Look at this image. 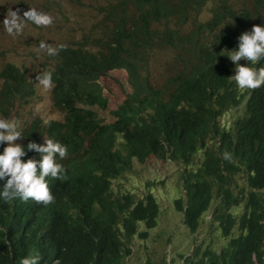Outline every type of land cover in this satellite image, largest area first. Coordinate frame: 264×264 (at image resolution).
Listing matches in <instances>:
<instances>
[{
  "label": "trees",
  "instance_id": "16d2710c",
  "mask_svg": "<svg viewBox=\"0 0 264 264\" xmlns=\"http://www.w3.org/2000/svg\"><path fill=\"white\" fill-rule=\"evenodd\" d=\"M209 1L123 0L111 9L115 12L126 2L138 16L130 25L123 21L102 52L57 47V63L49 71L54 103L65 113L64 121H35L24 136L41 143L46 135L68 147L67 156L59 160L65 178H49L55 199L48 205L0 199V264H18L30 252L41 256L40 264H124L133 238L147 240L161 209L152 195L142 200L128 193L116 196L113 181L130 170L132 156L145 161L169 151L186 168L185 197L174 201L183 224L197 233L212 208L213 223L230 238L219 253L206 251L196 261V252L185 264H264V85L253 89L246 115L232 130L218 124L241 101L229 79L225 49L236 47L239 35L257 20L264 22V0H253L251 9L216 0L213 18L186 30ZM164 47L174 53L179 67L158 85L146 66L154 50ZM113 69L128 71L132 92L113 113L115 122L105 125L89 107L107 108L99 81ZM27 77L13 64L0 71L1 115L9 117L14 97L33 93ZM116 134L124 136L127 156L114 151ZM208 140L216 144L208 147ZM203 149L201 166L188 169ZM29 157L38 158L34 151L23 159ZM243 177L245 207L238 196ZM238 206L243 209L237 215L233 210Z\"/></svg>",
  "mask_w": 264,
  "mask_h": 264
},
{
  "label": "rangeland",
  "instance_id": "374dc122",
  "mask_svg": "<svg viewBox=\"0 0 264 264\" xmlns=\"http://www.w3.org/2000/svg\"><path fill=\"white\" fill-rule=\"evenodd\" d=\"M119 1L0 0V22L5 18L8 9L18 11L22 17L24 11L33 7L53 17V23L49 26H36L31 22H25V27L18 35L8 34L0 25V70L9 63L24 68L36 87V96L27 103L19 105L8 119H18L22 128L36 118L44 122L63 119L62 112L53 105L52 87L45 90L36 81L39 73L48 71V67L55 65L53 56L48 55L46 49H40L39 43L43 41L52 47L77 46L84 43L86 37L102 36L106 30L103 9ZM239 1L246 3V0ZM230 2L233 3L235 0ZM210 8L211 5L205 7L199 17L200 20L206 21L211 18ZM166 57V53L155 56L151 66L155 78H161L164 73L167 75L178 68L174 62L170 69L168 64L164 65ZM239 63L244 65L243 62L239 61ZM126 81L125 74L121 71L110 72L104 78L106 94L112 106L119 104L125 97ZM243 115L244 104L239 108L231 109L218 122L223 127H229L234 119ZM0 118L3 117L0 116ZM184 169L182 164L170 161L153 160L147 166L135 163L131 173L114 182V191L117 194L129 191L139 198L151 192L154 187L152 191L161 208L157 228L151 230L146 242L142 243L138 238L134 239L132 254L125 258V264H145L146 262L184 264L182 255H189L197 250V256L193 257L197 261L206 251L219 253L227 245L229 239L225 238L218 225L210 220L211 211L205 214L201 228L196 234H191L183 225V216L175 210L174 201L184 196L182 182ZM241 210L237 208L233 212L238 215ZM212 262L218 264V260H212ZM209 263L210 261L205 262V264Z\"/></svg>",
  "mask_w": 264,
  "mask_h": 264
},
{
  "label": "clouds",
  "instance_id": "9594fccd",
  "mask_svg": "<svg viewBox=\"0 0 264 264\" xmlns=\"http://www.w3.org/2000/svg\"><path fill=\"white\" fill-rule=\"evenodd\" d=\"M122 1L123 0H120L118 3L111 5V6L118 5ZM230 1L231 0H229V3L231 6H239V7L244 6L248 9L253 8L252 6L253 0H246V3H242L239 0H235V2L233 3H231ZM125 3L126 2L121 4L115 12L111 9V6L104 8L103 14L105 15L106 30L103 33V35L100 37H92V38L86 37L87 41H85L86 38H84V43L79 44L77 46L84 47L90 52H102L106 48L108 42L110 41V38L113 36V31L117 32V27L120 26L123 21L130 25L131 21L136 19L138 16V12L135 13V9L129 5H126ZM215 3H216V0H212V1H209L206 5L199 8L195 12V15L190 21V23L186 25L185 29L187 30L188 28L192 27L194 23H206L210 21L213 18V8L215 6ZM207 5H211V8H210L211 18L206 21H202L199 19V17L203 13ZM25 22H31L32 24L36 26H49L53 23V17L50 14L46 12L38 11L36 8H33V7H30L29 10L24 11L22 17L21 15L18 14V11L8 9L5 15V18L3 19L2 22H0V25L3 26L4 31L7 32L8 34L18 35L22 32L23 28L25 27ZM164 25L165 24H163V27ZM208 35L212 36V33H209ZM77 46H74V47H77ZM38 47L40 49H46L47 54L50 56H53L55 65L51 68L48 67L47 68L48 71H42L36 76L37 84H39L45 90L50 89L51 87L53 89L52 73L49 71V69L55 68L56 63H57V58L55 56L58 52L57 47L63 48V45L52 47L50 44L41 41ZM225 50L227 51V55H224V56L227 57V64L229 66V71H230L229 79L234 83L235 87L238 89L239 94L241 96L240 97L241 101L237 106H234L228 109L223 115H225L231 109L239 108L242 104H244V115L241 117H238V118H243L246 115L245 110H246L247 101L249 97L252 95L253 89L258 88L261 85H264V22H262L260 19L257 20L252 26L250 31L242 32L239 35L238 43L236 47H232L229 50L227 49ZM162 53L167 54L164 65L168 64V68L170 69L173 66L172 63L174 62L175 65L179 67V65L176 63V59L174 58V53L168 47L155 49L154 52L149 57V61L146 66V72L148 73L151 81L158 85L162 84L168 76L174 74L178 70L177 68L175 71H172L171 73L167 75H165L164 73L161 78L154 77L151 71V66L154 61L155 56H157L158 54H162ZM239 61L243 62L244 65L240 64ZM9 64H12V63H9ZM17 67L24 70L28 74V72L24 68H21L19 66ZM113 71H121L122 73L125 74V79H127L126 95L121 100V102L117 104L116 106H112L111 100L106 94V85L104 82V78L110 72H113ZM27 78H28V82L32 85L33 93L28 94V95L19 96V97H14L10 101V104L13 105L14 107L12 108L9 117H5L0 114V116L3 117V118H0V145H3V144L5 145V147H3V151L0 152V181H3V185L0 186V199L4 200L5 202L15 199V198H19L20 200H23V201L32 199L36 201L37 203L48 205L49 203L54 202V199H55L53 193L50 191V188H49V178L60 179V180L65 178L64 177L65 168L63 164L59 162V160H62L67 156L68 147L62 144L60 141L49 138L46 135H43V140L41 143H37L35 141L28 142L27 137L24 136V131L28 129L31 126V124L34 123L35 121H39L43 125H47L51 121L62 122L64 121L65 113L55 105L54 99H53L54 107L62 112V115H63L62 120H50L48 122H44L41 119L36 118L32 120L27 126L22 128L21 122L18 119H8L11 117L13 113H15L19 105L27 103L28 101L32 100L36 96L35 84L30 79L29 75ZM99 82L103 87V93H104L103 95L108 101V106L106 109H102L98 105H94V106L89 107V109H91L97 114L98 118L103 124L109 125V124L114 123L116 120V117L114 116L113 113L118 110L120 105H122V103L127 99L128 95L132 92V88L130 85V79H129V73L126 69L109 70L105 75L101 76V79ZM52 97H53V94H52ZM0 100H1V95H0ZM222 116H220L219 119ZM238 118L234 119L231 122L229 127H225V126L223 127L221 126L219 122L218 124L222 130L225 129L226 131L227 130L230 131L233 129L234 122ZM115 140H116V143H115L114 151H119L122 155L127 156L128 151H127L126 140L124 136L122 134H116ZM215 144L216 142L214 140H208L206 141L205 145H208V147H211V146H214ZM29 151H34L37 154L38 158L29 157L26 160L23 159L24 157L27 156V153ZM204 151L205 150L203 149L196 155L194 163L192 164L191 167H188V169H196L201 166L202 160H204ZM223 155L225 159H229L230 154L228 152H225ZM130 159H131L130 170H128L127 172L122 174L119 178L113 181V191H114V182L125 177L127 174L131 173L134 170L135 163H139L140 165L147 166L153 160L161 161V162H165V161L176 162L175 159L172 157V154L170 151L167 152L166 156L163 158H160L152 154L145 161H140L135 156H132ZM177 163H180V162H177ZM240 181H242V184H240ZM238 182H239V185L242 187L241 192L239 193L238 196L240 199L243 200L242 205H244L245 207L244 194L247 191L246 177L239 178ZM153 189L154 187H152L151 192L145 193L144 196L140 198L132 194L129 191L120 193V194H117L114 191V193L116 196H121L123 194L128 193V194L133 195L137 200H142L147 195H152L154 198H156V196L154 195V192L152 191ZM185 194H186V191L184 188L183 198L185 197ZM174 208L177 212H179L176 209L175 204H174ZM237 208L243 209L242 206H238L235 209ZM209 211H212V208H210ZM160 213H161V210H160ZM181 214L183 216V213ZM210 220L212 221V214H210ZM145 229H146L145 225L140 224L139 231L144 232ZM154 229H151V230H154ZM151 230H148L149 235H150ZM136 238L141 240L143 243L149 239V236L147 240H144V239L139 238L138 236H135L132 240V243L134 239L136 240ZM227 239L230 240V238H227ZM132 243L130 246L131 254H132ZM170 245L172 246V244ZM196 252L197 250L192 252V254ZM190 255L191 254L189 255L185 254L181 256V258L184 261V264H185V259L188 258ZM128 257H125V258H128ZM40 261H41V256L38 253L30 252L29 254L19 258L18 264H40ZM149 263L153 264L152 262H146L145 264H149ZM124 264H125V259H124ZM255 264L257 263L255 262Z\"/></svg>",
  "mask_w": 264,
  "mask_h": 264
}]
</instances>
